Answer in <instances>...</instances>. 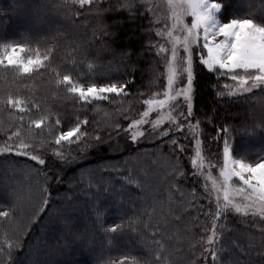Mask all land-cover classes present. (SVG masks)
Returning a JSON list of instances; mask_svg holds the SVG:
<instances>
[{
	"label": "snow or ice",
	"instance_id": "obj_1",
	"mask_svg": "<svg viewBox=\"0 0 264 264\" xmlns=\"http://www.w3.org/2000/svg\"><path fill=\"white\" fill-rule=\"evenodd\" d=\"M22 7L23 0H16L15 8ZM226 7V0H161L159 4L55 0L29 11L38 19L50 11L61 15L63 31L25 32L12 39L0 35V81L16 85L0 87V157L33 162L20 170L36 178L34 188L23 195L17 191L10 205H0V264H20L17 253L25 248L33 224L54 203V191L60 203L49 221L62 230L56 254L69 247L70 240L88 247L97 242L114 247L127 235L136 238L138 247L105 264H264V148L249 151L240 146L248 139L264 138V0L258 9L249 6L240 15H226ZM121 13L130 21H147L141 29L146 39L138 48L120 45L119 33L111 31L121 20L107 23L109 16ZM92 19L97 26L91 38L68 41L61 54L59 38L66 37L69 29L87 28ZM93 45H99L95 55ZM101 51L119 58V64L115 59L100 64ZM146 53L150 79L137 85L135 73L143 77L141 61ZM198 67L218 74V81H230L215 91L218 102L258 95L259 115L249 118L246 113L244 120L219 125L216 107L202 108L198 115L194 105ZM36 77L47 78L48 87L63 93L75 107L58 111L48 106L46 97L33 94L25 83ZM105 102L113 108L109 118L103 124L90 119L88 109L104 111L99 105ZM121 138L129 149V142L154 146L143 155L164 160L157 185L150 187L142 177L129 173L116 186L104 178L105 172L119 171L117 163L108 161L65 177V168L102 146L110 152L123 151ZM185 159L190 169H185ZM85 177L87 185L81 190L93 201L94 219L81 226L74 215L73 189L84 184ZM60 184L67 185L62 196L57 191ZM132 184L141 193L135 199L126 198ZM105 195L112 197L127 220L105 226L102 217L107 207L98 203ZM129 204L134 205L131 215L125 207ZM234 215L247 225L243 245L230 236L236 230L228 226ZM186 217H192L191 227L185 224L180 233L178 226ZM185 241L187 250L177 246ZM225 253L234 258L224 260ZM44 255L47 258L40 259L28 244L27 264H56L51 251Z\"/></svg>",
	"mask_w": 264,
	"mask_h": 264
},
{
	"label": "trees",
	"instance_id": "obj_2",
	"mask_svg": "<svg viewBox=\"0 0 264 264\" xmlns=\"http://www.w3.org/2000/svg\"><path fill=\"white\" fill-rule=\"evenodd\" d=\"M15 2L16 0H0V35L6 36L9 39H12V38H18L19 35L25 32H32L34 34L44 35V34H50L51 32H54L57 29H60V31H63L62 26L64 22H63L61 15L50 11L47 15H44L38 19L37 17L32 15L29 11L34 6H39L45 3H52V2H55V0H37L36 2L34 0H23L24 7L22 8H15ZM226 3H227L226 15L228 16H231L233 14H236V15L243 14L249 8V6H253L254 10L258 9L260 6V0H249L247 2L241 3L240 5H235V0H226ZM117 19L121 20L122 23L119 26L112 27L111 31L119 33V44L120 45L131 44L133 48H138L140 44L143 42V37H142L143 35H141L142 34L141 29L145 27V25L143 24L145 20L136 19L135 21H130V20H127V15H125L124 13H121L118 16L116 15L109 16L107 18V23L111 25L113 21ZM31 20H34V23H37V24L33 25L32 27H27V25L25 24L28 21L30 22ZM40 21H43V23H48V24L40 23ZM96 26L97 25H96L95 20L92 19L91 24L88 25L87 28L78 27L76 29H69L68 35L66 37L61 36L59 38V50L61 54L64 53L68 41L76 40L77 42H79L80 40H89L92 35V29L95 28ZM98 48H99V45L92 46V49L95 53ZM99 55H100L101 60L110 61V60L115 59L116 64H119V58H114L110 54L104 53L102 51L99 53ZM147 58L145 55V60L141 61V67L144 68L146 71L148 68V64L146 63ZM99 63L107 65V63H101V62ZM83 70L84 69H82V71ZM145 72L143 74V77L140 72L139 74L140 80L137 79L138 78L137 72L135 73L137 85H140L142 82L146 81V79L148 78V75L146 76ZM197 73H198V79H197V84H196L195 110L198 113V115H200V110L202 108H204L205 111L209 110L210 107L207 108V106L210 104V102L214 101L213 96H204V94L202 93L203 91H201V88H206L208 85L209 93L213 94V92L210 91V87L213 86V84H215V82L217 81V78L214 74L211 75V74L206 73V70L200 67L197 68ZM115 78H117L116 75L113 76V79ZM120 78L123 79V78H128V77L121 76ZM35 80L36 82L43 83V81L47 80V78L40 79V80L38 78H35ZM31 81L32 80L27 81L26 84L32 90ZM7 82L0 81V87L15 88L16 85L12 81H11L12 83L11 85H9ZM38 86L40 85H36L35 87H38ZM134 90L135 89H133V91ZM54 94L56 97H52L51 99V102L54 104V107H53L54 110H58V111H63L64 109L71 110L73 107H75V105H73L68 99H66L63 96V93H57L56 90L54 89ZM222 101L224 102V104L220 107L218 106L216 107L219 113L217 120H216V123L218 125L223 124V123L237 122V120L239 121L244 120V114H241V117H242L241 119L240 118L237 119V116H239L241 112L243 113L242 111L243 107L241 105L234 104V101L231 99H225ZM107 105L108 104L106 102L101 103L99 105V108H104ZM87 114L89 115L90 119L94 118L95 120H97V112L93 111L92 108L88 109ZM231 116L232 118L234 117L236 118L231 120L230 122L226 121V118L231 117ZM208 131L210 135L215 134L214 132H211L210 129ZM240 146L249 151H259L260 149L264 148V138L257 136L255 138H251V139L244 141L242 144H240ZM106 157L108 158L110 156L104 155V158ZM104 158L103 156L100 155V153L98 155H90L89 157L90 162L89 161L88 162L94 164L98 162L99 160H103ZM12 163H15L16 168L20 169L25 163L32 164L33 162L27 161L25 158H21V157H9L7 159L0 157V170H2L3 167H9V165ZM78 163L74 165H70V166H78L79 165ZM67 168H65V170ZM120 176H121L120 172H113L109 175H104V178L106 180L107 179L112 180L116 186H119L121 183L124 182V179L121 178ZM114 177H119V178H114ZM35 179L36 178L34 177V180ZM66 188H67L66 184L58 185L57 191L59 195L64 194L66 191ZM73 192L75 193V203H77L78 201H82L83 203L79 207V210L76 212L77 215L79 216V219L82 218L83 216L82 213H85L87 214V216L91 218L93 217L92 218L93 220L94 216L91 213V206H92L93 201L91 200V198L89 196L84 195L83 191H80L79 187L73 189ZM9 194H10L9 196L13 198V193H9ZM52 199L54 203H57V207H58L60 202H59L56 191L52 193ZM8 201H9V197H1L0 205L8 206V204L6 203ZM109 201L110 200H107L103 197L99 201L100 204H103V206L107 207L106 213H108L111 209H115V208H112V206H109L111 205ZM49 212L50 210L43 213L42 214L43 218L39 222L33 224L30 234L26 237L25 248L21 249L17 253V259L20 261V264H24L25 262V259H26L25 253L27 251V246L29 243L32 245L35 244L36 246H41L42 243H44L45 241H48V239L45 238V236L48 234L49 229H54V226L49 221V219L47 220L48 221L47 226L44 228V231L46 232L45 236L43 235L44 237L42 236L40 238H37V237L39 236L40 227L43 226L42 225L43 222L48 218ZM110 213H113V214L110 215L111 217L109 218L108 224H115L117 222L120 223L122 219L123 220L128 219V216L121 215V211L119 212L112 211ZM124 240L121 239L120 241H123L126 247H122L118 244L117 246H114L112 249H109L111 251H109L108 249H105L104 248L105 246L99 242H97L92 247L83 245L84 249L79 252L76 251L77 249H79V245H74L71 251L69 252V254H60L59 256H54L52 259L56 261V264H105V262L108 261L109 259L116 260L121 256L122 253H126L138 247L137 240L134 236L126 235ZM99 244L102 245L101 249L99 250V253L93 255V257L91 258L90 257L91 250L94 249L95 246H100ZM33 251H36V250H33ZM75 253H76V256H75ZM132 254L138 255L139 252L133 251Z\"/></svg>",
	"mask_w": 264,
	"mask_h": 264
},
{
	"label": "rangeland",
	"instance_id": "obj_3",
	"mask_svg": "<svg viewBox=\"0 0 264 264\" xmlns=\"http://www.w3.org/2000/svg\"><path fill=\"white\" fill-rule=\"evenodd\" d=\"M35 2L37 0H34ZM249 0H235V5H240L243 2H247ZM155 3L159 4L161 3V0H154ZM163 11V8H161V12ZM126 15V14H125ZM94 20V19H93ZM127 20L128 16H127ZM39 21V20H37ZM39 23V22H38ZM40 23H43V21H40ZM37 23H34V20H31L30 22L28 21L25 25H27V27H32L33 25H35ZM43 24H48V23H43ZM143 24L147 25V21L145 20L143 22ZM142 33V32H141ZM143 35V34H141ZM143 37V41L146 39L145 36ZM93 55H95L96 53L93 51ZM146 58L148 57L149 54H145ZM99 62L101 63H107L108 61H104L100 59V55H99ZM116 65H113V67H115ZM140 72H137V76L140 80V76H139ZM146 76L148 75V78L146 79V81L142 82L141 84L146 85L147 82L150 79V73L148 71L145 72ZM212 75V74H211ZM217 78L218 74H214ZM39 80L41 79L40 77H36ZM27 82V81H26ZM25 82V83H26ZM230 83V81H226V80H220V81H216L214 85L219 84L220 87L219 88H213V86L210 87V91L213 92V94L209 93V89H208V85L206 88H201V91H203L202 93L204 94V96H213L214 101L210 102V104L207 106L210 107V109L212 107H220L224 104V102L221 101H217V98L215 97V91H219V90H223L222 85L223 83ZM9 85H11V81L7 82ZM32 84V93L37 95V96H42V97H46V102L48 104V106L50 107H54V104L51 102L52 97H56L54 94V89L49 88L48 87V83L47 80H44L43 83L40 82H36V80H32L31 81ZM140 84V85H141ZM36 85H40L38 87H35ZM28 86V85H27ZM29 87V86H28ZM148 91L154 90V89H145ZM210 94V95H209ZM24 95H27V93H25ZM195 98H196V94H195ZM234 104H239L243 107L242 111L239 114V116H237V119H241V114H244V119L246 116V113L249 115V118L251 116V114H255V115H259L260 112V102L258 99V95L256 97H250L248 100H233ZM196 103V100L194 99V105ZM208 104V102H207ZM125 107H127V105H125ZM103 109L104 111H99L97 112V121H100L102 124L103 122H105L108 118H109V114L113 111L112 106L107 105L104 108H100ZM137 109L138 110H143L142 107H140L139 105H137ZM204 109V108H203ZM206 109V108H205ZM198 114V113H197ZM3 116L6 118L7 117V113H3ZM234 117V116H233ZM236 117L232 118L231 117H227L226 121L230 122L231 120L235 119ZM237 122H239V120H237ZM125 123L126 122H123ZM215 135V134H214ZM121 147L124 148L123 151H119V152H110L108 151L107 146H102L99 152L93 151L91 152L88 156L90 157V155H98L100 153L101 156L104 155H108L110 157H106L103 160H99L98 162L92 164L89 163V157H87L86 159L80 160L79 161V165L78 166H69L65 171H64V175L66 178H71L73 177L74 174L78 173V170H83V169H89V168H95L97 165L103 164L105 161L111 162V163H117L119 171L121 173V178L124 179L125 176H127L129 173H132L134 175H136L137 177H142L146 184L148 186H155L158 184L160 178L163 176V172H164V160L158 158L157 156H151V155H143V153H151V151L153 150V145L146 143V142H141L140 145H131V142H129L130 145V149L128 145H125V141L123 138L120 139L119 141ZM166 151V150H165ZM104 153V154H103ZM76 155H79L78 153ZM23 158V157H21ZM26 159V158H25ZM89 161V162H88ZM184 167L185 169H190V162L185 159L183 161ZM104 175H109V173L105 172ZM114 178H119V177H114ZM85 183L79 185L78 187L80 188V191H82L81 189L85 188L87 185V177L84 178ZM192 182L189 181V184H191ZM36 184V179L34 180V176H29L28 174H26L25 172L21 171L18 168H10V167H3L2 170H0V198L1 197H9V201L6 202L8 205H10L14 199L11 198L9 195V193H15L17 191H19L22 195L26 194L30 188H34ZM128 192L126 193V198H132L135 199L136 197L141 196L140 191L135 187L134 184L132 185H128ZM197 190L199 191V185H196ZM63 194H61L60 196H62ZM103 198L110 200L109 203L112 205V208L115 209H111L108 213H105L102 217V219L105 222V226H111L113 224H108L109 222V218L111 217L110 215L113 213L110 212H119L121 211L119 207H116L113 205V201H112V197L106 195ZM107 202V201H105ZM99 203V202H98ZM136 203L138 204L139 201L137 200ZM77 210L76 212L79 210V207L83 204L82 201H78L77 203ZM103 205V204H102ZM134 205H126L125 207L127 208L129 214L131 215V210L132 207ZM57 207V203H53L52 205H50V212L48 214V218L43 222V226L40 227V232H39V236L37 238L42 237L43 235L45 236L46 232L44 231V228L47 226V220L49 219V215L53 214L56 210ZM75 212V216L77 217L79 223L81 226H83L85 223H91L92 218L87 216V214L82 213L83 216L81 219H79V216L77 215V213ZM84 212V211H83ZM195 215V213H193V216ZM191 219L192 217H186L185 221L183 224H181L180 226H178V231L180 233H182L183 228L185 226V224H187L189 227H191ZM231 219V223L228 225L229 228H235L236 230L230 233L231 239L236 240L237 243H240L241 245H243L246 241H245V228L247 227V225H245L243 223V221L241 220L240 217L238 216H232L230 217ZM201 220L203 221V217H201ZM107 223V225H106ZM118 223V222H117ZM210 223V222H209ZM116 224V223H115ZM54 229H49L48 234L45 236V238L48 239V241H45L44 243H42L41 246H36L35 244H33L32 246L34 247L33 250L37 251V254L39 256L40 259H46L47 257H45L44 253L47 251H51L52 252V258L54 256H59L60 254H69V252L71 251V249L73 248L74 245H79V249H77L76 251H82L84 249V246L81 245L78 242H73V241H69V247L63 249L62 251H60L59 254H56L55 251V246L57 244V240L60 239L61 235H62V230L60 229V227L58 225H54ZM194 231H199V229H195ZM43 236V237H44ZM125 237L122 238V240H124ZM181 236L177 235L176 239H180ZM197 239L199 238L198 236L196 237ZM36 240V239H35ZM125 241V240H124ZM120 246L122 247H126L125 243L123 241H119L118 243ZM100 246H95L94 249L91 250L90 252V257L92 258L93 255L99 253V250L101 249L102 245L99 244ZM178 247H183L185 250H187L188 248V243L187 241H185L182 245H177ZM105 249H112L113 247H104ZM34 251V252H36ZM111 251V250H109ZM197 255H199V253H197ZM76 256V253H75ZM224 260H229L232 259L234 256L230 253H225L223 256ZM24 264H27V257L25 259Z\"/></svg>",
	"mask_w": 264,
	"mask_h": 264
}]
</instances>
